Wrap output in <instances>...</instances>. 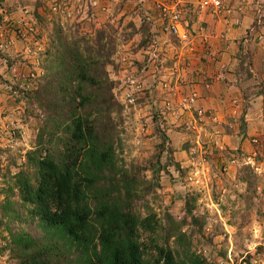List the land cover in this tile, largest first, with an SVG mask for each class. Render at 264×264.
I'll return each mask as SVG.
<instances>
[{
  "label": "rangeland",
  "instance_id": "obj_1",
  "mask_svg": "<svg viewBox=\"0 0 264 264\" xmlns=\"http://www.w3.org/2000/svg\"><path fill=\"white\" fill-rule=\"evenodd\" d=\"M131 1L126 5L127 0H92L87 1V6H78L77 0H28L24 5L16 4L18 16L10 19L0 15V188L7 177L25 169L24 157L35 146L43 112L34 92L53 62L57 37L82 50L85 41L103 32L115 37V51L107 72L114 83V97L122 106L121 112L113 116L119 141L117 156L126 168L147 180L159 167L158 185L147 198L153 212L160 219L170 214L180 221L185 200L194 199L192 214L198 224L181 228L192 240V251L216 264H264V101L246 106L258 130L247 133L243 118L232 120L238 129H224L228 140L224 143L220 139L222 146L210 141L211 135L206 137L211 130L207 125L202 131L191 120L177 125L178 119L172 121L175 114L180 118L186 111L189 115L195 111L203 116L202 109H195L198 93L176 90L169 80L170 73H162V69L154 70L162 74L153 77L152 69L161 60L150 56L158 59L174 55L188 65L187 49L182 47L189 46L191 37L180 42L160 34L158 22L151 25V20H147V6L152 0H146L142 9L134 4L135 0ZM184 1L187 4L183 7ZM190 1H181L179 11L190 7V12L199 17L211 13L197 11L196 3ZM149 7L155 8L154 4ZM24 19L35 24V38L29 39V33L25 37L15 34ZM147 22L156 28L152 30L153 38L142 30ZM170 44H176L178 49ZM151 49L156 54L149 52ZM241 61L249 62L247 58ZM129 78L139 87L132 104L126 98ZM166 80L171 84L170 92L162 88ZM193 94L196 99L189 106ZM181 128L183 132H179ZM236 136H242V140L239 142ZM168 150H172V156ZM10 226L16 232L24 228L17 222ZM6 235L4 231L3 236ZM0 242L5 247L1 238ZM170 244L175 246L173 239ZM6 256L0 257V264H14L9 253Z\"/></svg>",
  "mask_w": 264,
  "mask_h": 264
},
{
  "label": "trees",
  "instance_id": "obj_2",
  "mask_svg": "<svg viewBox=\"0 0 264 264\" xmlns=\"http://www.w3.org/2000/svg\"><path fill=\"white\" fill-rule=\"evenodd\" d=\"M142 27L153 38L150 23ZM56 41L34 92L43 112L35 146L25 169L0 188V257L9 253L14 264H216L192 251L181 229L198 224L194 199L185 200L180 221L160 219L147 200L159 167L147 180L118 159L113 116L122 106L107 72L115 37L99 33L82 50Z\"/></svg>",
  "mask_w": 264,
  "mask_h": 264
},
{
  "label": "crops",
  "instance_id": "obj_3",
  "mask_svg": "<svg viewBox=\"0 0 264 264\" xmlns=\"http://www.w3.org/2000/svg\"><path fill=\"white\" fill-rule=\"evenodd\" d=\"M87 1L92 0H77V4L87 6ZM127 1L126 5L132 4L131 0ZM159 1L152 0L150 3L154 4V10L149 7L151 5L147 6V20H151V25L152 22L153 25L158 22L160 34L164 35L162 33L164 6L167 7L168 4H174L179 0ZM14 2L15 5H13ZM27 2L28 0L18 2L1 0L0 15L10 19L14 18L19 15L15 11L16 4L21 6ZM146 2V0H135L134 4L142 9ZM185 2L183 7L187 4ZM190 2L196 3L197 0ZM225 5L227 10L223 13H207L200 17L191 13L190 7L182 9L183 27L188 31L192 40L189 46L182 47V49H187L185 57L189 60L188 65L181 63L180 57L166 55L158 58L161 60L160 64L166 62L165 68L157 62L152 69L153 77L156 78L165 71L169 72V80L176 85L174 86L176 90L180 89L181 92L185 91L184 93L186 91L198 93L195 109H202L203 116H198L195 111H193L194 115L192 113L189 115L190 112L186 111L183 114L185 116L182 115L180 118L179 114L172 116V121L178 119V125L191 120L194 127H199L201 131L207 125L211 130L206 137L211 135L212 137L208 139L220 146H222L220 139L223 138L224 143L228 140L224 133L226 127L238 129L237 125L234 126L231 123L232 120L240 121L243 118L247 133L257 129V126L252 123V113H249L246 106L251 102L264 101V0H226ZM156 11L158 14H155ZM188 11L191 12L187 15ZM152 30L156 31V28L151 26ZM171 46H176V44ZM176 48L178 49L177 46ZM149 52L156 53L152 52V49ZM244 58H247L249 62L242 63L241 60ZM157 68L164 71L155 72ZM262 128H264V122ZM180 131L183 132L184 128L179 129ZM238 132L239 130L237 134ZM198 133L200 137L201 134L199 131ZM240 137L236 136L239 142L242 140V136Z\"/></svg>",
  "mask_w": 264,
  "mask_h": 264
},
{
  "label": "built area",
  "instance_id": "obj_4",
  "mask_svg": "<svg viewBox=\"0 0 264 264\" xmlns=\"http://www.w3.org/2000/svg\"><path fill=\"white\" fill-rule=\"evenodd\" d=\"M181 1L172 3L171 5H168L167 7L164 6V10L162 11V33L167 36H172L175 39L179 40L180 42H187L190 40V35L188 34V31L183 27V22L181 18V11H179L178 5ZM226 0H197L196 2V10L197 11H210L213 14H220L227 10L225 5ZM176 5V6H175ZM173 7V8H172ZM24 17V15H23ZM35 24L32 23L29 24V20L25 21L22 26V21L18 24L15 30V34L19 37H25V33H29V39H32L31 37L35 38L36 36V28L34 27ZM25 30V32L23 31ZM156 54V53H154ZM156 55H153V60H158L155 58ZM28 86V83H26ZM127 93L126 98L129 102V104H132L134 101V95L139 89V87L136 84V81L133 78H129L126 83ZM162 88L166 91H171V84L167 82H163ZM193 97H190L189 101L191 102L189 106H191L192 102L196 99V95L193 94ZM198 114H202V111H198Z\"/></svg>",
  "mask_w": 264,
  "mask_h": 264
}]
</instances>
